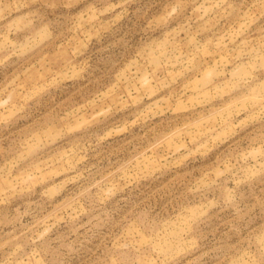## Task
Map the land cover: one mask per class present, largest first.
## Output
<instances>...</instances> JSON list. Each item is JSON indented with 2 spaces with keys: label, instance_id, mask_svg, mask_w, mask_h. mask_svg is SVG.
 <instances>
[{
  "label": "rangeland",
  "instance_id": "374dc122",
  "mask_svg": "<svg viewBox=\"0 0 264 264\" xmlns=\"http://www.w3.org/2000/svg\"><path fill=\"white\" fill-rule=\"evenodd\" d=\"M0 264H264V0H0Z\"/></svg>",
  "mask_w": 264,
  "mask_h": 264
}]
</instances>
